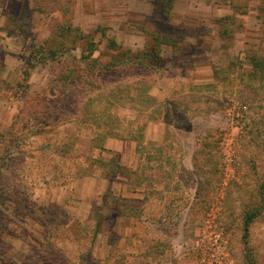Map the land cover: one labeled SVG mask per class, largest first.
<instances>
[{
    "label": "rangeland",
    "instance_id": "374dc122",
    "mask_svg": "<svg viewBox=\"0 0 264 264\" xmlns=\"http://www.w3.org/2000/svg\"><path fill=\"white\" fill-rule=\"evenodd\" d=\"M0 264H264V0H0Z\"/></svg>",
    "mask_w": 264,
    "mask_h": 264
},
{
    "label": "crops",
    "instance_id": "0c3cea01",
    "mask_svg": "<svg viewBox=\"0 0 264 264\" xmlns=\"http://www.w3.org/2000/svg\"><path fill=\"white\" fill-rule=\"evenodd\" d=\"M134 129H132V134H134ZM139 143L140 141L137 139V137H132L130 139L125 138L122 140L118 139H112L110 140L107 145L104 147V150H108L114 154L122 155L127 157L128 164H126L127 168L121 169L119 173L115 176L114 182H118L124 186V192L128 193L129 196H139L141 204L145 206L148 204V200L150 201V197L146 195L145 192L136 194L135 191L133 190L132 186H130V182L127 176L128 169L131 168V164H129V161L133 163L135 161L136 157L138 156V149H139ZM102 150V148H100ZM121 165V164H120ZM122 168V167H121ZM123 190V189H122ZM121 191V190H120Z\"/></svg>",
    "mask_w": 264,
    "mask_h": 264
},
{
    "label": "trees",
    "instance_id": "16d2710c",
    "mask_svg": "<svg viewBox=\"0 0 264 264\" xmlns=\"http://www.w3.org/2000/svg\"><path fill=\"white\" fill-rule=\"evenodd\" d=\"M119 55H120V53H117V56L116 57H118ZM120 65L121 66H125V67L126 66H131L132 67V66L135 65V63H134V60H132L130 57H128V58H125ZM116 66H118V65H116ZM135 66H137V65H135ZM112 67H113V65H112ZM254 219H255V215L252 214V215L248 216L246 218L245 222H244V232H245V235L246 236H248L249 233H250V227H251V224H252V222H253ZM99 228H100V226H99Z\"/></svg>",
    "mask_w": 264,
    "mask_h": 264
}]
</instances>
